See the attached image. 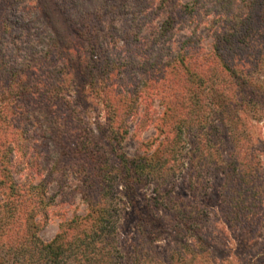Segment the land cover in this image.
Returning a JSON list of instances; mask_svg holds the SVG:
<instances>
[{"label": "trees", "instance_id": "trees-1", "mask_svg": "<svg viewBox=\"0 0 264 264\" xmlns=\"http://www.w3.org/2000/svg\"><path fill=\"white\" fill-rule=\"evenodd\" d=\"M82 1L0 2V114L5 110L17 113L27 122L30 111L24 106L28 107L29 101L55 99L67 105L68 98L74 95L89 110H93L92 104L94 108H105L106 121L115 127L111 135L118 140L122 134L117 131L125 127L124 119L137 114L135 105L146 96L143 89L150 88L155 97L165 101L163 113L154 123L161 139L152 153L131 159L119 157L115 167H109L103 155L88 141L77 139L73 148L80 153L87 151L92 165L89 169L77 166L75 173L79 180L91 179L96 185L82 183L80 196L86 201L85 213L67 219L62 230L48 242L39 241L33 233L37 228L36 216H44L51 205L46 183L42 180L34 183L29 178L19 183L14 181L10 175L11 145L21 149L20 136L12 134L7 140L2 139L0 234L6 235H0V264H121L115 236L117 214L113 211L116 201L121 203L117 195L121 192L127 199L137 184L146 181L153 191L147 205L164 206L162 185L183 164L178 144L182 129L188 132L192 127L199 129L195 132L197 139L202 140L206 114L210 116L209 123L214 118L224 125L228 119L241 121L246 115V105L264 104V0ZM153 11L163 16L159 25L150 27L145 37L130 38L134 45L139 40L140 46L133 51L147 57L142 63L152 78L144 79L137 86L130 83L131 64L136 59L124 61L119 53L112 59L108 48L113 50L115 41L125 38V29L132 22L138 25L137 16ZM101 15L107 21L104 27ZM118 18L117 26L114 22ZM181 18L185 22L178 21ZM202 19L209 24L211 37L206 46L195 36L196 26ZM179 23L180 28L190 23L193 28L172 49L169 41ZM74 75L78 83L73 91ZM208 104L214 108L209 109ZM253 112L259 115L262 111L255 108ZM226 130L230 131L228 127ZM0 132L4 130L0 128ZM195 144L198 145V140ZM234 151L233 143V157L228 159L231 166L223 170L226 190H229L226 198L230 203L235 192H243L235 190L232 183L244 182V186L249 183L250 189H245L249 195L259 168L254 150L243 157ZM19 156L23 165L29 166V158L23 153ZM213 156L208 148L198 152L192 149L188 160L199 166H220L223 160ZM242 162L249 169L240 170L238 165ZM89 188L94 189L91 198L85 195L90 192ZM143 211L137 212L138 228L154 230L153 221L157 223L159 219L152 218L146 206ZM142 257L143 252L135 248L130 263L140 264Z\"/></svg>", "mask_w": 264, "mask_h": 264}, {"label": "rangeland", "instance_id": "rangeland-1", "mask_svg": "<svg viewBox=\"0 0 264 264\" xmlns=\"http://www.w3.org/2000/svg\"><path fill=\"white\" fill-rule=\"evenodd\" d=\"M157 13L153 11L137 16L138 25L132 22V26L126 27L125 38L120 37L114 43L115 51L108 48L112 59L118 53L124 61L136 59L138 67L134 68L136 62L133 61L130 83L137 86H141L144 79L151 78V72H147L146 65L142 63L147 57L133 51L140 46L139 40L134 45L130 38L145 37L151 30L150 27H157L163 19ZM100 19H103L101 23L104 27L107 21L103 17ZM119 21L120 18L114 24L118 26ZM178 21L185 22L183 18ZM200 21L202 22L196 26L195 36L206 46L211 40L209 24L204 19ZM126 22L129 25V21ZM181 25H176L169 41L172 49H176L188 35L189 29L193 28L192 23L186 28H180ZM145 50L152 55L151 51ZM71 82L74 91L78 83L76 75ZM143 90L147 97L141 98L135 105L137 114L134 117L126 116L123 121L125 127L117 131L122 134L118 140L112 137L115 127L106 121L105 108H94L92 104L93 110H89V106L74 95L67 97V105L55 99L43 101L39 98L29 101V106H24L30 111L27 122L17 113L6 110L1 112L0 128L4 132H0V141L7 140L12 134L20 136L18 144H21V149L17 150L11 145V177L17 183L27 178L34 183L44 181L46 195L51 198V205L45 215L35 218L37 228L33 233L39 241L48 242L59 229L62 230L67 219L84 214L86 201L81 199L80 189L88 182L96 185L91 179L80 178V181L75 173L77 166L84 165L89 169L92 165L87 151L80 153L73 148L77 139H85L91 147L96 148L109 167L118 165L119 157L131 159L147 156L154 151L161 139L154 123L163 113L165 101L155 97L154 90ZM254 106H245L246 115H243L241 121L228 119L224 125L214 118L209 123L210 116L206 114L203 127H198L202 130V140L197 139L195 132L199 129L192 127L190 132L186 128L182 129L178 144L181 156L184 157L181 161L183 164L162 185L165 190L162 202L164 206L147 205V199L153 197V191L152 185L146 181L137 184L129 192L127 199L121 192L117 195L116 198L121 203L116 201L113 211L117 214L115 236L121 264H131L130 257L135 248L136 251L143 252L140 264H153L155 261L159 264H264V104L256 103ZM208 107L214 108L210 104ZM255 108L262 112L259 115L254 113ZM227 127L230 131L226 130ZM197 140L198 145L195 144ZM233 143L234 153L240 157L247 156L254 150L253 155L259 168L252 179L254 188L249 195L245 192V189H250L249 183L246 186L244 182L232 183L235 190L243 192H235L234 199L230 200L231 204L226 198L229 190H226L223 170L231 166L228 159L233 157ZM206 148L214 155L213 159L223 160L220 166H199L198 163L189 162L192 149L198 152ZM21 153L29 158V166L23 165L19 156ZM238 166L240 170L246 171L247 165L244 162ZM258 186L260 188L256 189ZM88 191L90 192H85V195L93 197L94 189L89 188ZM145 206L152 218L157 216L159 219L157 223L153 221L154 230H140V226L136 224L137 212H144ZM66 237H70V234Z\"/></svg>", "mask_w": 264, "mask_h": 264}]
</instances>
